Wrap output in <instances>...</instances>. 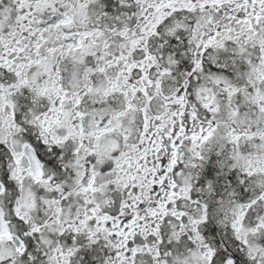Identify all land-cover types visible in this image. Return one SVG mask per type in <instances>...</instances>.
Returning <instances> with one entry per match:
<instances>
[{
    "label": "snow or ice",
    "instance_id": "snow-or-ice-1",
    "mask_svg": "<svg viewBox=\"0 0 264 264\" xmlns=\"http://www.w3.org/2000/svg\"><path fill=\"white\" fill-rule=\"evenodd\" d=\"M0 264H264V0H0Z\"/></svg>",
    "mask_w": 264,
    "mask_h": 264
}]
</instances>
